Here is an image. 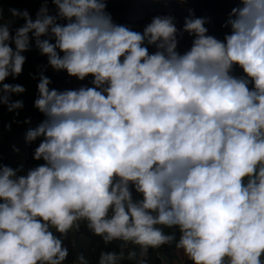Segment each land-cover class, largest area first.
I'll return each instance as SVG.
<instances>
[{
  "label": "clouds",
  "instance_id": "1",
  "mask_svg": "<svg viewBox=\"0 0 264 264\" xmlns=\"http://www.w3.org/2000/svg\"><path fill=\"white\" fill-rule=\"evenodd\" d=\"M53 3L35 20L11 9L25 21L14 34L0 25V83L22 73L34 39L53 69L94 87L50 89L41 72L45 119L27 140L43 138L33 158L44 163L25 174L0 165V264H64L81 222L105 245L123 242L97 264H146L150 248L173 243L192 264H264V0H240L223 40L189 10L183 53L171 15L138 32L106 0ZM24 91L2 83L0 103L22 108L11 94Z\"/></svg>",
  "mask_w": 264,
  "mask_h": 264
},
{
  "label": "trees",
  "instance_id": "2",
  "mask_svg": "<svg viewBox=\"0 0 264 264\" xmlns=\"http://www.w3.org/2000/svg\"><path fill=\"white\" fill-rule=\"evenodd\" d=\"M47 3L49 14L55 15L57 12L53 0H0V25L8 23L12 34L16 28L21 27L25 21L23 18L13 17L11 9L20 11L27 10L33 20L40 7ZM107 11L111 14L113 21L120 25H127L132 30L142 32L143 28L151 22L155 16L171 15L175 18V24L178 29V51L183 53L191 45L193 37L187 32H183L185 18L189 16V10L195 18H206L205 27L208 34L223 40L226 34H231V28L224 27L228 16L234 7L240 4V0H106ZM66 23V21H60ZM31 37V34H30ZM44 38V37H42ZM54 43V40L51 41ZM29 50L22 53L25 56V63L22 67V73L13 78L9 76L2 83L19 84L24 87L23 93L11 94V102L22 101L23 107L9 111L8 106L0 103V165H7L12 168L23 166L25 174L29 168L43 164L44 161H37L33 158L35 148L39 146L41 140H27V132L34 130L45 119L35 107V100L38 97V83L41 72L51 80L50 89L74 90L75 84L79 86L94 87L91 84L92 77H87L84 81L79 79L72 82L66 71H57L48 64L46 55H42L35 46L34 39L30 40ZM13 48L14 44L11 45ZM156 51L154 46L149 47V52ZM233 75L239 77L246 75L237 65L233 69ZM35 77V78H33ZM0 83V87H2ZM10 126V127H9ZM134 198L138 195L133 189ZM55 232V230L53 229ZM166 233H176L179 238L178 229L165 228ZM60 235L59 233H55ZM122 241H113L107 245L99 236H95L87 228L85 222H81L79 231L69 232L68 238L64 240V245L69 249V255L64 264H76L77 257L81 254L89 261V264H97L101 251H120ZM128 248L133 245L129 244ZM136 248V246H134ZM138 251V248H136ZM175 244L163 245L159 248L148 250L146 264H160L159 254L170 258L175 256ZM264 259V257H262ZM134 264L135 261H127ZM188 264H192L189 260Z\"/></svg>",
  "mask_w": 264,
  "mask_h": 264
},
{
  "label": "crops",
  "instance_id": "3",
  "mask_svg": "<svg viewBox=\"0 0 264 264\" xmlns=\"http://www.w3.org/2000/svg\"><path fill=\"white\" fill-rule=\"evenodd\" d=\"M69 77V79H71L72 80V82L73 81H75L76 82V80L78 79V78H76V77H71V76H68ZM134 248V245H133V247L131 248V249H133ZM181 251L182 250H175V257H172V258H170V257H168V256H165L164 255V257L162 258V263L160 262V264H177L178 262H179V264H186L187 262V257H185V258H182L181 257ZM159 256H160V254H159ZM168 258H170V259H168ZM173 260H178L177 261V263L176 262H174ZM128 261V260H127ZM127 263H129V262H127ZM131 264V263H130ZM135 264V263H134Z\"/></svg>",
  "mask_w": 264,
  "mask_h": 264
},
{
  "label": "rangeland",
  "instance_id": "4",
  "mask_svg": "<svg viewBox=\"0 0 264 264\" xmlns=\"http://www.w3.org/2000/svg\"><path fill=\"white\" fill-rule=\"evenodd\" d=\"M163 257H164V255H162V254L159 256V258H160V262H161V263H162V258H163ZM174 257H175V256H174ZM181 257H182V258H185V257H186V256H184L183 251H181ZM168 259H170V258H168ZM170 260H171V259H170ZM173 261L177 263L178 260H173ZM186 262H187L186 264H188V263H189V259H187ZM177 264H179V262H178Z\"/></svg>",
  "mask_w": 264,
  "mask_h": 264
},
{
  "label": "built area",
  "instance_id": "5",
  "mask_svg": "<svg viewBox=\"0 0 264 264\" xmlns=\"http://www.w3.org/2000/svg\"><path fill=\"white\" fill-rule=\"evenodd\" d=\"M78 88H79L78 84H77V85L75 84V86H74V90H75V89H78ZM129 249H131V248H128V247H127V248L125 249V253H127V251H128ZM121 264H130V263H127V259H125V260L121 261Z\"/></svg>",
  "mask_w": 264,
  "mask_h": 264
}]
</instances>
